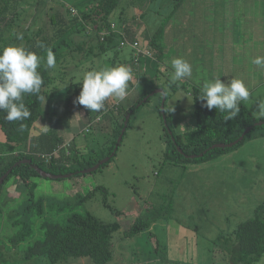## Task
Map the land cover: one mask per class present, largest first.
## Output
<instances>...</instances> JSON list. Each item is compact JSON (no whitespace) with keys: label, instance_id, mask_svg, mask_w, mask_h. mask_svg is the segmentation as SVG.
<instances>
[{"label":"rangeland","instance_id":"rangeland-1","mask_svg":"<svg viewBox=\"0 0 264 264\" xmlns=\"http://www.w3.org/2000/svg\"><path fill=\"white\" fill-rule=\"evenodd\" d=\"M82 1L20 0L13 39L9 40L7 34L2 43V47L17 46L27 51L31 48L30 52L35 51L42 58L39 68L48 69L57 77L49 105L45 103L44 114L32 128V136L65 117L60 126L61 131H68L63 134L64 144L75 143L78 157L72 165L79 169L80 175L63 179L32 175L30 184H23L12 176L3 185L0 190V264H93L87 258L52 263L46 257H27L28 249L44 239L45 223L64 225L72 215L87 213L104 223L120 226L113 239L115 255L108 264H230L226 244L230 243L232 233L239 224L253 218L256 207L264 204V136H257L258 132L254 131L251 134L257 133V137L247 139L214 159L176 165L165 154L167 139L158 112L161 94H156L134 113L117 154L95 172L82 174L89 169L86 161L108 157L107 143L113 129L111 119L103 120L102 114L74 103L82 90L83 75L111 68L115 63L126 65L130 60V49L126 47L120 50L116 45L101 52L95 35H81L91 29L82 23L77 26L78 32L63 31L55 38L54 32L61 27L49 23V17L59 12L70 20L73 10L75 13L81 10ZM201 2L210 1L123 0L113 19L116 26L119 25L117 13L121 12V17L130 23L135 21L139 27L147 26L152 37L176 5ZM35 32H40L43 44ZM16 34H22L23 39L18 40ZM83 42L86 45L81 52L76 48ZM45 43L50 44L48 48ZM52 48L66 55L54 68H48L47 51ZM117 51L121 62L115 60ZM172 54L166 53L165 57ZM243 55L249 63L247 68L251 69V60L264 56V52L251 47L244 49ZM195 64L198 67L195 73L200 79L202 66L199 62ZM259 71V75L252 76L256 89L251 91V99L255 106L264 101V70ZM139 72L138 80L132 75L133 80L129 81L134 88L123 107L137 102L159 84L168 96L165 106L174 132L179 135L194 129L196 117L191 92L177 86L176 82L170 83L172 70L156 59L142 57ZM117 101L111 97L105 102L114 105ZM49 107L51 113L45 114ZM94 116L100 121L93 123L97 118ZM121 122L122 117L118 125ZM151 213L159 218L145 232L123 238L134 221Z\"/></svg>","mask_w":264,"mask_h":264},{"label":"trees","instance_id":"trees-1","mask_svg":"<svg viewBox=\"0 0 264 264\" xmlns=\"http://www.w3.org/2000/svg\"><path fill=\"white\" fill-rule=\"evenodd\" d=\"M122 1L123 0H83L81 2V10L77 11L76 14H72V17L69 16L70 20H66L59 12L52 14L49 17V23L61 27L58 31L54 32L55 38L59 37L63 31L78 32L77 26L79 23H82L86 27H91V29L85 30L81 35H95L99 41L101 52H106L116 45L120 49V43L123 41L122 36L118 31L112 30L111 25H116L113 15L117 9L120 8ZM19 4L20 0H0V49L3 48L2 43L7 39V34H9V40L13 39L12 29L15 25V20L19 18L17 12ZM181 5L182 3H179L175 7ZM69 10L72 11L73 8L71 7ZM117 15L120 24L116 27L118 29H121L123 25L126 27V39L130 42L139 41L135 37L134 32H132L130 24L121 21V12H118ZM103 31H107V34L102 35ZM162 34L163 26L158 29L155 35L149 37L148 41L144 43L145 45L141 43L144 48L151 51V57L145 55L136 57L134 56L135 52L133 49H131L129 45L126 46L131 52L130 60H128L129 64L126 63L125 66L132 70V75L137 77V80L140 74V59L142 57L155 58V52L152 50L155 51L160 46V36H162ZM37 35L39 42L43 44L44 39H40V32H37L36 36ZM57 43L59 44L60 42ZM45 45L48 48L50 44L45 43ZM85 45L86 42L80 43L76 49L82 52L84 51ZM50 50L54 54L56 63H60L62 57L66 55L57 52V49L56 51L53 48ZM28 51H31V48H29ZM115 60H118V62L122 61L118 58V51L116 52ZM116 66L118 65L115 63L113 67ZM38 72L43 80L40 95L46 98L45 103L49 105L51 97L50 92L54 90V82L57 77L51 75L49 70L45 68H39ZM129 84L127 95L122 100L118 99L114 105H108L105 102L104 110L97 113V115L102 114L104 116L103 120L106 119L107 121L111 119L113 123L111 139L107 143L109 144L108 157L115 151V147L118 144L117 137H119L122 132L126 116L128 114L131 115L126 129L127 131L134 113L151 99L150 97L145 103L138 106L144 98L157 88H162L165 94H167L165 88L157 84L153 89L149 90L143 97L137 100V102L132 103L128 107H123V102L131 95V91L134 88V84ZM191 95L193 98L196 124L195 128L188 132L179 135L174 132L171 126V118L167 115L165 106L167 126L171 132L170 134L164 126L167 139L165 154L167 157L171 158V163L180 165L197 162L199 160H211L229 149L240 146L247 139L250 140L253 137L264 136V119H257L244 103L241 104V111L235 119L225 121L223 113L218 112L216 109L208 110L202 107L204 102L198 99L200 95L199 90L192 89ZM167 97L166 95V99ZM23 102L31 113L30 117L23 121H7L4 119L5 114L0 110V134L3 135V140L0 141V178L9 169L13 168V165L18 161L31 160L32 164H20L13 168L0 186V190L12 176L18 177L23 184H30L29 180L32 175L40 176L33 169V165L53 175H65L70 173L73 174L72 177L80 175L79 169L73 168L72 165L77 161L78 157V150L76 149L75 143L72 141V143L68 145L64 144V136L61 131L63 127L61 128L60 126H63L65 117L62 116L58 118L55 123L49 124L46 130L42 131L37 136H32V128L36 126L37 122H39L44 114L43 109L45 103L39 100L36 95H26ZM161 102L162 96H160V105L158 106V112L162 119L160 109ZM50 113L51 107L47 109L45 114ZM94 117H92V119L94 118L92 120L93 123L98 119V116ZM121 117L122 122L118 125V120ZM259 122H263V124L260 126L256 125ZM102 123L103 121L99 126H101ZM162 124L164 125L163 119ZM249 127H251L249 134L232 148L208 150L215 144H228L237 140ZM88 130L87 128V131ZM254 131L258 132V135L257 133L252 135L251 133ZM122 141L119 143L114 156L117 154ZM206 150L208 151L203 157L190 158L191 155L198 156ZM46 155L52 156L50 161L43 158V156ZM101 160V158H96L86 161L88 163L86 168L93 167ZM154 215L156 214L151 213L149 216L134 221L124 232L123 238H132L145 232L151 224L159 218V216L157 217ZM44 230V239L35 242L28 249L27 257H46L52 263L64 262L70 259L87 258L92 261L93 264H108L113 260L115 255L113 250V239L114 234L120 230V226L118 223H104L90 213H87L85 215H72L64 225L45 223ZM226 246V254L229 256L230 264H256L260 258L264 256V204L256 207L253 218L239 224L232 233L230 243H227Z\"/></svg>","mask_w":264,"mask_h":264},{"label":"crops","instance_id":"crops-1","mask_svg":"<svg viewBox=\"0 0 264 264\" xmlns=\"http://www.w3.org/2000/svg\"><path fill=\"white\" fill-rule=\"evenodd\" d=\"M209 1L174 7V12L171 11L163 24L160 46L152 50L154 59L171 70V62L168 61L173 58L189 62L193 69L192 78L176 82L177 86L186 87L189 93L192 89L200 91L205 80L218 76L222 82L231 78L242 79L252 95L256 89L252 76L259 75L260 71L252 63L251 69L247 68L249 63L245 61L243 51L256 47L264 52V0ZM121 21L130 24L142 44L148 41L150 33L147 26L139 27L135 21L130 23L123 17ZM170 52H173L172 56L165 57ZM196 62L202 66L200 79L195 73L198 69ZM126 63L129 64L128 61ZM251 95L250 101L244 104L254 113L256 103ZM67 132L66 129L62 131L63 134Z\"/></svg>","mask_w":264,"mask_h":264},{"label":"clouds","instance_id":"clouds-1","mask_svg":"<svg viewBox=\"0 0 264 264\" xmlns=\"http://www.w3.org/2000/svg\"><path fill=\"white\" fill-rule=\"evenodd\" d=\"M16 38L22 40L23 35L16 34ZM41 60L37 54L23 47L7 46L0 49V110L7 121H23L30 117L31 113L23 102L26 95H36L45 103L46 98L40 95L43 80L38 68ZM251 63L264 70V56L253 58ZM55 64L54 54L49 49L46 66L54 68ZM171 68L170 83L193 76L191 64L183 58H173ZM131 79L132 70L125 65L88 71L83 75L80 85L82 90L74 103L90 112L99 113L104 110L108 98L122 100L127 95ZM250 95L242 79L231 78L230 81L222 82L217 76L202 83L198 99L204 102L202 107L216 109L224 114L225 121H229L239 115L241 104L249 102ZM254 115L257 119H264V101L257 104ZM257 264H264V256Z\"/></svg>","mask_w":264,"mask_h":264},{"label":"water","instance_id":"water-1","mask_svg":"<svg viewBox=\"0 0 264 264\" xmlns=\"http://www.w3.org/2000/svg\"><path fill=\"white\" fill-rule=\"evenodd\" d=\"M156 94H161L162 96V102H161V113H162V119H163V123H164V126L167 128V131L171 134L168 126H167V118H166V115H165V101H166V94L164 92V90L162 88H157L155 90H153L146 98H144L142 100V102L140 104H138V106L142 105L143 103H145L150 97L156 95ZM130 114H128L126 116V120H125V123H124V127L122 129V132L121 134L119 135L118 137V144L116 145L115 147V151L118 149V145L119 143L122 141V138H123V135L127 129V126H128V122H129V119H130ZM263 122H259L257 123L256 125H262ZM251 131V127L247 128L243 133L242 135L235 141L231 142V143H228V144H223V143H219V144H215L213 146H211L208 150H211V149H226V148H232L233 146L237 145L239 142H241L245 136L247 134H249V132ZM204 151L203 153L199 154L198 156L196 155H191L190 158H195V157H203L204 154L207 153V151ZM115 151L114 153H112L109 157L107 158H104L103 160H101L100 162H98L96 165H94L93 167H90L89 169H86L84 171H82L81 173L82 174H87V173H92V172H95L96 170H98L102 165L106 164L115 154ZM188 157V156H187ZM20 164H29L31 165L32 162L31 160H21V161H18L17 163H15L13 165V168L19 166ZM9 169L1 178H0V186L3 184L4 180L7 178V176L11 173L12 169ZM33 169L43 178H46V179H63V178H70L72 177V173L70 174H65V175H53V174H49V173H46L44 172L42 169H40L39 167L37 166H34L33 165Z\"/></svg>","mask_w":264,"mask_h":264},{"label":"built area","instance_id":"built-area-1","mask_svg":"<svg viewBox=\"0 0 264 264\" xmlns=\"http://www.w3.org/2000/svg\"><path fill=\"white\" fill-rule=\"evenodd\" d=\"M73 12H74L73 14H76L74 10ZM111 29L114 31H118L119 34L122 36L123 41L120 43L121 49L129 45V47L133 49V51L135 52L134 56L136 57H138L139 55H145L148 57L152 56L151 51L149 49L144 48L140 41L130 42L126 39V27L124 25L121 27V29H118L116 25L113 24L111 25ZM105 34H107V31H103L102 35H105ZM97 121H100V118H98ZM43 158H45L47 161H50L52 156L46 155V156H43Z\"/></svg>","mask_w":264,"mask_h":264}]
</instances>
